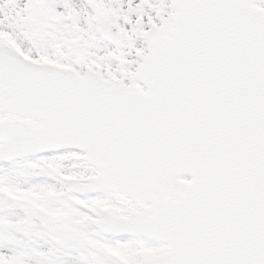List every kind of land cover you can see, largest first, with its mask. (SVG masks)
Wrapping results in <instances>:
<instances>
[{"label":"snow or ice","instance_id":"6c2138e0","mask_svg":"<svg viewBox=\"0 0 264 264\" xmlns=\"http://www.w3.org/2000/svg\"><path fill=\"white\" fill-rule=\"evenodd\" d=\"M0 264H264V0H0Z\"/></svg>","mask_w":264,"mask_h":264}]
</instances>
